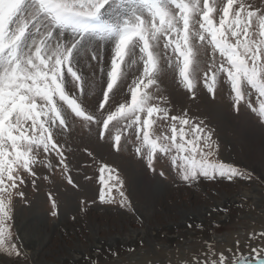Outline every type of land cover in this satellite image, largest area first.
I'll return each mask as SVG.
<instances>
[{"label":"snow or ice","instance_id":"snow-or-ice-1","mask_svg":"<svg viewBox=\"0 0 264 264\" xmlns=\"http://www.w3.org/2000/svg\"><path fill=\"white\" fill-rule=\"evenodd\" d=\"M130 62L143 67L125 93ZM85 68L92 79L97 69L100 81L106 77L102 98L89 101ZM165 71L175 73L193 100L201 80L212 100L219 83L229 85L233 109L246 104L264 124V0H0V257H7L0 264H28L14 209L17 197L28 203L29 183L38 190L39 181L50 179L45 172L58 171L78 187L69 146L85 132L109 153L131 146L152 171L157 155L169 158L190 187L201 179L252 178L219 158L215 129L205 118L168 100L161 89ZM88 156L99 165L98 202L132 213L117 169L91 150ZM48 199L55 217L58 204L51 193ZM88 211L82 201L78 214ZM176 264H264V228L243 244L205 240Z\"/></svg>","mask_w":264,"mask_h":264},{"label":"rangeland","instance_id":"rangeland-1","mask_svg":"<svg viewBox=\"0 0 264 264\" xmlns=\"http://www.w3.org/2000/svg\"><path fill=\"white\" fill-rule=\"evenodd\" d=\"M142 67V63L130 62L123 90L125 93L127 84L131 83L134 74H138ZM83 71L90 77L85 89L89 101L98 96L102 98L106 77L100 81L98 69L95 79H92L93 73L88 68ZM161 80V89L177 109H187L193 116L205 118L215 129V139L220 144L219 158L247 170L252 178H237L235 182L201 179L198 187H190L177 178L169 158L157 155L154 159L155 171H152L144 160L136 157L131 146L127 152L109 153L108 149H100L90 143L85 132L69 146L70 175L77 183V188L62 179L58 171L54 176L45 172L50 179L39 181L38 190L30 183L25 188L28 203L16 198V230L20 237L21 230L31 235L36 240L32 241L38 245V248L28 247L23 240L29 257L28 264H89L90 261H97L98 264H176L190 249L198 247L205 240L213 237L220 241L229 239V244L234 245L239 238L243 244L250 232L264 228V167L255 162L257 169L250 167L246 161L251 159V156L247 158L249 147L243 140L247 131H253L251 125L264 138V124L246 104H241L238 112L233 109L230 86L223 82L218 84L215 99L212 100L201 80L197 84V98L193 100L178 85L175 73L165 71L161 74ZM250 99L253 106H257L255 93ZM117 100H123L119 93ZM252 144L256 148V143ZM88 150L96 153L98 159L103 157L104 163L117 169L124 180L126 195L135 206L132 213L118 205H101L98 202L99 165L92 163ZM134 168L140 171L136 175H140L137 183L131 174ZM153 184L163 187V193L153 198L148 208L144 204L148 194L145 195L143 188L148 189ZM49 193L58 204V215L55 217L50 213ZM93 199H97V203L92 204ZM85 200L89 203V211L81 217L78 213L81 202ZM189 224L194 227L189 228ZM195 225L202 227L195 228ZM96 247L98 250H94ZM241 250L247 253V249L242 247ZM77 255L81 259L79 262L73 259ZM94 255L98 257L94 259ZM6 259L0 257V260ZM139 259H144V262Z\"/></svg>","mask_w":264,"mask_h":264},{"label":"bare ground","instance_id":"bare-ground-1","mask_svg":"<svg viewBox=\"0 0 264 264\" xmlns=\"http://www.w3.org/2000/svg\"><path fill=\"white\" fill-rule=\"evenodd\" d=\"M226 113V112H225ZM223 115H224V113H222ZM228 114H226V116H227ZM225 116V117H226ZM225 119V118H224ZM242 119V118H241ZM241 121V120H240ZM242 122V121H241ZM248 122V121H247ZM249 123V122H248ZM247 124V123H246ZM252 127V129H253V131H247V133L245 134V137H244V139L243 140H246L245 141V143H246V147H249V148H247L248 149V152H247V158H248V156H251V159H250V161H252V162H250V161H248V160H246L248 163H249V165H250V167H252V169L253 170H256L257 169V167L255 166V163H257V164H259L261 167H264V138H263V136L261 135V133L253 126V125H251ZM256 132H257V134H256ZM240 142V141H239ZM238 142V143H239ZM252 143H256L255 145H257L256 146V148L254 147V145L252 144ZM242 144V143H241ZM251 144H252V146H251ZM252 149V150H251ZM243 158V157H242ZM241 158V159H242ZM244 160V159H243ZM255 162V163H254ZM125 167V166H124ZM246 167V166H245ZM248 169H250V168H248ZM251 170V169H250ZM263 172V171H262ZM138 173H140V171H138L137 169H133V172L131 173L132 175H133V177L135 178L134 180H136V183L140 180V175H138V177L136 176ZM257 173V172H256ZM263 174V173H262ZM264 176V175H263ZM143 188V187H142ZM163 188V187H162ZM162 188L160 187V186H158V185H156V184H153L152 186H150V187H148V189H145V188H143V190H145V192L144 193H146L145 195H147L148 194V196H147V201H145V205H146V207L148 206V208H149V205L150 204H152V201H153V198H155V197H157L160 193H163V190H162ZM155 194H156V196H155ZM138 197H140V196H138ZM146 199V198H145ZM134 203V202H133ZM142 203V202H141ZM139 204V203H138ZM135 205V204H134ZM248 205H250V204H248ZM143 206V205H142ZM152 206V205H151ZM135 207V206H134ZM145 207V206H144ZM137 208V207H136ZM151 208V207H150ZM138 209V208H137ZM142 212V211H141ZM151 213V212H150ZM180 214V213H179ZM247 216V215H246ZM245 216V217H246ZM157 217V216H156ZM151 218V217H150ZM243 219H244V217H243ZM247 219V218H246ZM255 219V218H254ZM142 220V219H141ZM222 220H223V218H222ZM259 220V219H258ZM261 220V219H260ZM154 224V223H153ZM258 225H259V223H258ZM261 225V224H260ZM23 226H21L20 228H22ZM20 230V229H19ZM96 230V229H95ZM33 231V230H32ZM97 232V231H96ZM95 233V232H94ZM20 234H22V238H23V240L25 241V243H26V245L28 246V247H32V246H35L36 248H38V245H36L35 243H34V241H36V240H34V239H32L31 238V235H29L28 233L26 234V232H24L23 230H21V233ZM34 235H35V233H33ZM32 234V235H33ZM36 236V235H35ZM92 236V235H91ZM119 239V238H118ZM32 240H34V241H32ZM228 242H229V239L227 240ZM92 242V241H91ZM126 242V241H125ZM108 244V243H107ZM112 244V243H111ZM97 245V244H96ZM143 246V245H142ZM92 247H94V246H92ZM144 247V246H143ZM32 249V248H31ZM40 249V248H39ZM93 250V249H92ZM94 250H98V247H96V248H94ZM29 252V251H28ZM33 252V251H32ZM32 252H30V254H32ZM95 252V251H94ZM151 253V252H150ZM150 253H148V254H150ZM159 255V254H158ZM134 256V255H133ZM132 256V257H133ZM136 256V255H135ZM144 256V255H143ZM98 257V256H97ZM97 257H95V255L93 256V258L94 259H96ZM154 257V256H153ZM184 257V256H183ZM137 258V257H136ZM140 258V257H139ZM152 258V257H151ZM158 258H159V256H158ZM73 259H74V261L76 260V261H80L81 259H80V257H79V255H77V256H74L73 257ZM153 259V258H152ZM152 259H150V261L152 260ZM160 259V258H159ZM127 259H125V261H126ZM135 260V259H134ZM140 260V262L142 261V262H144L143 260L144 259H139ZM147 260V259H146ZM122 261H123V259H122ZM121 261V262H122ZM127 262H128V260H127ZM129 262H130V260H129ZM152 262H154V261H152ZM157 262V261H156ZM131 263V262H130ZM135 263V262H134ZM133 263V264H134ZM137 263V262H136ZM138 264V263H137ZM155 264V263H154Z\"/></svg>","mask_w":264,"mask_h":264}]
</instances>
